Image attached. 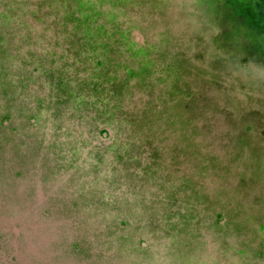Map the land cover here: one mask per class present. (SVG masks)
<instances>
[{
    "label": "water",
    "instance_id": "95a60500",
    "mask_svg": "<svg viewBox=\"0 0 264 264\" xmlns=\"http://www.w3.org/2000/svg\"><path fill=\"white\" fill-rule=\"evenodd\" d=\"M0 264H264V0H0Z\"/></svg>",
    "mask_w": 264,
    "mask_h": 264
},
{
    "label": "flooded vegetation",
    "instance_id": "af4514ba",
    "mask_svg": "<svg viewBox=\"0 0 264 264\" xmlns=\"http://www.w3.org/2000/svg\"><path fill=\"white\" fill-rule=\"evenodd\" d=\"M0 239H1V236H0Z\"/></svg>",
    "mask_w": 264,
    "mask_h": 264
}]
</instances>
